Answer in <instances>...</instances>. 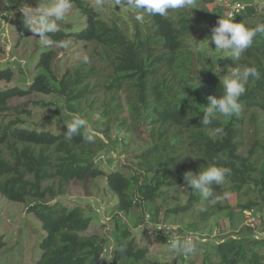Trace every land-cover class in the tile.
I'll return each instance as SVG.
<instances>
[{
	"label": "trees",
	"instance_id": "obj_1",
	"mask_svg": "<svg viewBox=\"0 0 264 264\" xmlns=\"http://www.w3.org/2000/svg\"><path fill=\"white\" fill-rule=\"evenodd\" d=\"M215 2L196 0V8L191 11L169 9L166 16L147 15L122 2L128 4V10L112 17L98 14L87 0H72L84 17V26H77L71 33L58 29L48 33V38L57 43L72 36L75 42L95 44L106 65L101 79H93L97 72L88 62L67 67L60 75L54 64L55 51L48 48L40 53L28 86L0 89V194L7 201L25 203L27 212L41 225L45 234L35 264H96L109 242L112 249L107 264H148V249L136 243L131 226L139 227L148 220L161 232L157 237L168 244L172 226L168 230H157V226L173 222L169 214H188L190 225L203 231L209 218L222 209L227 208L226 215L234 227L236 222H243L244 210L256 206L261 214L259 224L264 225V137L259 135L264 125V34H258L252 47L236 62L230 50L220 55L212 43L210 59L204 50L194 58L191 48L185 46L190 38L201 34L198 28L202 25L205 31L201 35L206 39L220 18L231 17L233 22L255 27L264 23V13L257 12L253 0H230L229 7ZM139 15L144 18L137 19ZM16 18L19 37L30 36L23 13ZM3 52L0 42V54ZM217 54L221 58L216 60ZM216 65L220 75L225 76L235 65L256 67L261 73L259 79L250 78L246 85L239 100V115L218 117L210 126L224 129L225 134L219 137L212 136L200 123L208 97L223 95L222 80L213 74ZM12 76L11 67L0 68V81H10ZM99 90L103 97L97 100L94 96ZM35 92L59 96L67 113H79L107 141L98 136L88 142L83 130L68 141L67 126L59 132L30 127L26 118L31 109L12 107L9 101ZM126 110L130 121L126 120ZM245 122L254 123L258 137L248 148L243 138ZM118 125L140 136L139 152L132 160L137 166L129 168L128 174L120 170L106 172L99 167L102 159H97L118 141L112 128L123 135L121 140L127 139L128 132H122ZM213 164L231 170L223 184L212 185L215 202L202 201L198 191L184 186L188 189L186 202L167 209L160 218L166 190L183 187L185 172H200ZM100 177L118 200L111 241L102 235L82 234L90 223L82 207L51 201L65 196L71 180L85 182ZM227 187L239 198L233 207L215 200ZM144 205L148 213L142 210ZM132 206L140 207L142 213L130 226L118 214H128ZM194 211L197 219L192 218ZM211 232L198 236V244L204 247V261L188 264H264V234L258 236L250 225L228 236L220 232L209 237Z\"/></svg>",
	"mask_w": 264,
	"mask_h": 264
},
{
	"label": "rangeland",
	"instance_id": "obj_2",
	"mask_svg": "<svg viewBox=\"0 0 264 264\" xmlns=\"http://www.w3.org/2000/svg\"><path fill=\"white\" fill-rule=\"evenodd\" d=\"M87 1L93 4L98 14L102 16H120L128 10V4L118 3V0H103V7H99L96 0ZM229 1L216 0L215 3H227L226 6L229 7ZM253 2L256 4L257 12L264 13V0H253ZM51 3H54V0H0V42L4 46V52L0 54V68L8 66L13 69V76L10 81H0V89L28 86L30 79L33 77V69L40 53L43 49L48 48L55 51L54 64L60 75L64 73L67 67H73L79 62H88L89 65L93 66V70L97 72L93 75V79H101L102 75L100 74H103L106 65L99 58L97 50L99 48L95 44L75 42L72 36L64 38L57 43L51 42L50 39L45 42L33 34L25 38L19 37V33L16 30V15L19 12L23 13L28 7L44 8ZM242 5L244 4L242 3ZM191 15H194V13L191 12ZM58 24V29H65L68 30L66 31L67 33H71V30L76 29L77 26H84V17L72 4V8L65 19L58 22ZM203 31L205 30L202 25L198 28V32L203 34ZM206 32L208 31L206 30ZM201 34L190 38L185 43V46L191 48V55L194 58L197 57L200 50H204L210 59L212 51L209 48L210 46H207V40ZM224 52L225 50L220 51V55ZM6 61L10 63L6 64ZM27 61H29L28 64ZM96 95L94 97L100 100L103 97V91L99 90ZM9 105L31 109L30 116L26 118L27 124L39 130L59 132L62 127L67 126L70 122L67 112L63 109V100L54 94L35 92L22 97H14L9 101ZM57 106L61 107L62 110L58 109ZM125 112L128 115L126 120L130 121V113L128 110ZM93 117L97 118L98 115L94 114ZM129 123L133 127L131 122ZM117 128L122 132H128L121 125H118ZM111 133L113 136H118V141L114 145V148H106L105 152L102 153V161L99 163V167L106 172L120 170L128 174L129 168L137 166L135 161L132 160L134 159V155L139 152L141 143L138 139L140 136L136 132L130 131L125 135L127 139L121 140L123 135L116 134L113 128ZM259 135L264 137V125ZM100 137H103L105 142L107 141L102 133ZM243 138L247 148L258 138L254 123L245 122ZM186 160L189 161L190 156ZM166 191V200H164V203L160 207V218L163 217L167 209H172L179 203L184 204L188 196V189L181 186L168 188ZM56 200L63 201L64 204L70 207L78 205L83 208L85 215L90 219V223L87 229L82 231V234L102 235L108 237L111 241L113 237V219L118 206V200L116 195L107 188L105 180L102 177L85 182H78L75 179L71 180L66 186L65 196L51 201ZM215 200H218L223 206L230 205L233 207L239 198L233 190L231 191L227 187L225 191L216 196ZM257 209L255 206L251 210H244L241 216L243 217V222L241 224L236 222L237 226L234 227L230 225V220L228 215H226L227 208L222 209L209 218L203 231L198 230L194 224V226L190 225L192 221L190 220L191 216H188V214H169L173 222L161 223L163 225L161 230H167L168 227L166 226H172L175 237L185 236L186 239L197 238L198 240L199 235L204 236L211 229L212 232L209 237H214L220 232L228 236L233 234L234 231L239 230L241 226L250 225L254 228L255 233L261 236L264 234V225L259 224L261 214ZM142 210H144V213L149 212L145 205L142 207ZM142 210L138 206H132L128 214L123 215L119 213L118 215L131 226V223L142 213ZM193 214L192 218L197 219V213L194 211ZM153 227L154 225L151 222L140 224L139 227L131 226L136 243L140 247L148 249L146 260L148 264L155 262L157 264H188L191 261L196 263L204 261L203 245L197 244L196 252L191 255H178L171 245L169 246L157 237L161 232H156ZM44 234L39 221L27 212L25 203L7 201L0 194V237L2 241V245L0 246V264H35L40 257L39 247ZM202 240L205 239L202 238ZM108 244L105 254L96 264H107L110 261V255L108 254L112 249V243L109 242ZM214 261H218L215 256Z\"/></svg>",
	"mask_w": 264,
	"mask_h": 264
},
{
	"label": "clouds",
	"instance_id": "obj_3",
	"mask_svg": "<svg viewBox=\"0 0 264 264\" xmlns=\"http://www.w3.org/2000/svg\"><path fill=\"white\" fill-rule=\"evenodd\" d=\"M119 2L128 3L133 8L141 9L147 15L166 16L169 9H188L195 7L196 0H118ZM99 7H103V0H96ZM72 8V0H54V3L44 8L28 7L23 11L25 24L30 26L29 30L33 35L48 41V33L58 30V22L63 21ZM143 15L137 16V19H143ZM258 34H264V23L250 27L241 22H233L232 18L219 19L217 26L212 30L210 37L206 38L207 46L212 43L214 49L223 51L230 50L231 57L234 62L239 61L246 51L252 47L254 38ZM210 48V47H209ZM221 58L219 54L216 56ZM23 63V61H21ZM216 71L213 72L219 81L222 80L223 95L209 96V103L204 106L200 123L209 129L212 136H223L224 129L222 127H210L218 117L230 119L239 115L241 104L240 97L246 92V85L250 78L259 79L260 71L256 67L240 65L232 68L229 75H220V68L216 65ZM184 98L182 96L180 100ZM67 115L71 118L67 124L65 139L71 141L73 137L81 135L83 130L84 139L93 142L101 133L89 124L88 120L79 113L69 112ZM97 159H102L98 157ZM231 174V170L226 167L213 166L207 169L195 172H185L183 175L184 186L192 191H198L201 194L202 201H210L213 198L212 185H221L226 181V177ZM153 224V223H152ZM183 236L176 239L172 244L168 245L176 251L178 255H191L196 252L198 240L197 238H189L181 241ZM199 238V237H198ZM200 239V238H199ZM202 240V239H201ZM168 242V241H167Z\"/></svg>",
	"mask_w": 264,
	"mask_h": 264
},
{
	"label": "built area",
	"instance_id": "obj_4",
	"mask_svg": "<svg viewBox=\"0 0 264 264\" xmlns=\"http://www.w3.org/2000/svg\"><path fill=\"white\" fill-rule=\"evenodd\" d=\"M146 219H147V217H146ZM145 223H150V221H148V220H146V222ZM162 224H159L158 226H157V230H159V229H162ZM166 227H168V226H166ZM154 228V227H153ZM154 230L156 231V229L154 228ZM168 230V229H167ZM174 231V230H173ZM157 232V231H156ZM178 235H180V233H178ZM180 237H175V234H173V232L168 236V238H167V241H168V243H170V244H172L176 239H179Z\"/></svg>",
	"mask_w": 264,
	"mask_h": 264
}]
</instances>
